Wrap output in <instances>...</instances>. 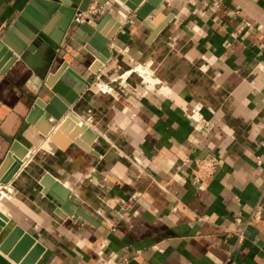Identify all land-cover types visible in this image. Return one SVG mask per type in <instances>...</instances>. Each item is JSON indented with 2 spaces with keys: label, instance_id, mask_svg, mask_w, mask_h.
<instances>
[{
  "label": "crops",
  "instance_id": "1",
  "mask_svg": "<svg viewBox=\"0 0 264 264\" xmlns=\"http://www.w3.org/2000/svg\"><path fill=\"white\" fill-rule=\"evenodd\" d=\"M44 3L62 2L0 0V244L19 226L43 247L35 264H264V0H92L90 24L110 13L101 32L120 26L94 73L97 49L71 20L48 74L65 62L86 85L54 125L45 55L30 67L2 42L23 34V12L58 33L65 13ZM206 155L217 163L196 180ZM45 173L94 224L44 192Z\"/></svg>",
  "mask_w": 264,
  "mask_h": 264
},
{
  "label": "water",
  "instance_id": "2",
  "mask_svg": "<svg viewBox=\"0 0 264 264\" xmlns=\"http://www.w3.org/2000/svg\"><path fill=\"white\" fill-rule=\"evenodd\" d=\"M60 1L62 2L61 5H58V3H44L50 12H57L59 10L65 13L66 18H64L59 23L58 33L55 32V34L52 35L49 32L50 28H52V25L46 20L49 16L48 13H44L45 16H36L35 19H30V22H26L22 17L25 15V12H23L22 16L19 17V20L25 23L23 34L20 37L14 38L12 37V33L8 32L6 37L2 38V42L6 43L7 47L10 49V51L5 49V53L7 52L5 58L12 57V59H16V57L13 56V54H16L20 56L22 60L30 67H33L32 62L35 57V52H37V54L43 53L45 55L46 62L43 65L44 72L42 73V78L46 80V83L51 86V89L54 92V96L45 106L46 111L50 114L49 121L52 125L56 124L62 118V116L68 110L69 105L75 101L79 92H81L86 84L84 85L85 80H79L81 83L78 82V79H82L78 73L66 70L68 65L66 66L65 62L62 63L54 73L48 74V70L51 69L56 59L61 41L64 37V33L66 32L75 13L86 11L92 0ZM149 6V3H145L142 5V7L137 9L136 13L139 18H143L147 15ZM131 8L136 10L137 6L131 5ZM26 9H29V7ZM110 19H112L111 14L105 13V15L99 21H97L95 25H92L87 21L82 24H78L71 35V37L77 41L80 40L77 38V36L82 31L91 36L89 42L97 49V51H93L96 58L90 66V70L94 73L99 71L106 58L109 56L107 49L108 42L120 26V23L115 21L113 29L108 33L103 34L101 31L103 30L106 22ZM8 37L15 41V43H9ZM79 42L85 44L81 40ZM57 78L60 80L54 83L55 79ZM70 79L75 80L78 85L72 93L66 94V85L70 86ZM37 107L38 104L35 105V108ZM81 129H85L91 138L95 137V133L91 129L85 127L84 125H81ZM75 141L84 149L90 150V146L88 144L77 139ZM21 164H23L22 159H17L9 175L4 178L2 182H9L12 178V175L21 166ZM40 184L43 186L44 192L49 194L57 203H60L63 209H65L69 214L80 216L90 223H95L93 217H91L82 207L77 206L75 209L70 207L74 200H77L78 202L79 200L77 199L76 195L72 194L71 191L55 177L49 173H45V175L40 180ZM3 216L4 215L2 214V217ZM7 220L8 219L6 216H4L3 219L0 218V232L5 226ZM30 245H34V248L31 252L27 250ZM42 248L43 247L34 239V237L23 231L19 226H15L0 244V251L4 254H7L8 256V259H6L0 254V264H35L39 257V253L42 251ZM9 259L14 263H12Z\"/></svg>",
  "mask_w": 264,
  "mask_h": 264
},
{
  "label": "built area",
  "instance_id": "3",
  "mask_svg": "<svg viewBox=\"0 0 264 264\" xmlns=\"http://www.w3.org/2000/svg\"><path fill=\"white\" fill-rule=\"evenodd\" d=\"M102 13V10L95 4H91L88 6L87 10L84 12H77L73 17V21L75 24H82L84 22L96 21ZM217 160L214 156L206 155L201 158H197L195 161L196 168H197V179L210 174L215 165Z\"/></svg>",
  "mask_w": 264,
  "mask_h": 264
},
{
  "label": "bare ground",
  "instance_id": "4",
  "mask_svg": "<svg viewBox=\"0 0 264 264\" xmlns=\"http://www.w3.org/2000/svg\"><path fill=\"white\" fill-rule=\"evenodd\" d=\"M67 125H68V124H67ZM67 127H68V126H67ZM28 157H29V156H28ZM8 190H9V189H8ZM0 191H1V195H0V196H2V195H3L4 197L10 196L8 191L1 190V189H0ZM10 191H11V190H10ZM0 214H1V215H0V218L3 219L4 216L2 217V214H3V213H2L1 211H0ZM3 215H4V214H3Z\"/></svg>",
  "mask_w": 264,
  "mask_h": 264
},
{
  "label": "rangeland",
  "instance_id": "5",
  "mask_svg": "<svg viewBox=\"0 0 264 264\" xmlns=\"http://www.w3.org/2000/svg\"><path fill=\"white\" fill-rule=\"evenodd\" d=\"M141 73V72H140ZM143 76H146V74L145 73H143L142 74ZM146 79V78H145ZM146 80H149V81H151V78L150 79H146ZM106 88V91L108 90V88L107 87H105ZM29 156V155H28ZM0 199H1V196H0Z\"/></svg>",
  "mask_w": 264,
  "mask_h": 264
}]
</instances>
